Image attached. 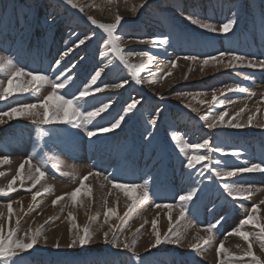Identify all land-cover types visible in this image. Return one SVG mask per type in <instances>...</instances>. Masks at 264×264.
Returning a JSON list of instances; mask_svg holds the SVG:
<instances>
[{"label": "rangeland", "instance_id": "rangeland-1", "mask_svg": "<svg viewBox=\"0 0 264 264\" xmlns=\"http://www.w3.org/2000/svg\"><path fill=\"white\" fill-rule=\"evenodd\" d=\"M74 3L78 5L75 8L65 0H0V55L12 57L18 68L44 73L52 79L75 63V68L68 73L74 78L63 90L70 98L100 67H104L101 80L106 83L128 79L124 88L106 89L87 97L86 103L82 102L83 110L88 111L107 102L108 98H114L106 112L86 125L87 130L109 127L132 97L142 98L141 105H137L119 128L107 133L98 132L91 138L87 137L84 126L53 124L45 126L49 129L48 135L41 139L30 118L8 120L5 117V123L0 124V161L10 160V163L0 162V172L4 173L0 176V188H7L17 175L19 165L29 156L32 163L46 173L31 192L27 189L32 181L25 178L23 188L17 180L13 185L16 191L7 197L0 196V224L4 226L5 236L9 227L18 228L22 236L29 229L43 226L47 242L41 238L30 254L24 253L29 257L26 264H141V261L143 264H220L221 260L224 264H252L251 257L245 256L249 242L225 234L239 225L253 205H259L256 217L264 223V203H260L264 200V173H244L229 178V183L252 187L248 199L233 201L220 187L221 181L214 176L208 179L212 175L211 169L197 177L195 173L201 165L196 169L186 167V158L173 143L172 136L183 135L189 143L211 138L214 146L241 153L239 157H223L219 152H213L211 167L217 170L264 164V126H261L264 125V69L239 66L243 62H237L234 68L219 63L215 67L202 64L205 56L221 51L235 52L254 62L264 59V0H148L135 15L131 8L139 6L140 0H128L127 3L125 0H111V3L109 0H74ZM233 13L238 23L226 35L208 32L186 19L192 16L219 28ZM117 14L123 17L116 30L122 48L125 52L148 51L155 57L140 77L144 81L155 79L156 83L136 84L129 70L111 51L102 55L106 34L88 17L111 24ZM92 33L95 35L85 45L62 57L63 52L73 48L78 37ZM158 36L169 37V44L153 47L148 41ZM193 55L201 60L183 59ZM177 57L180 59L176 60ZM228 59L225 57V62ZM57 60H60V66L53 71ZM172 60H176L174 68L169 64ZM130 61L138 64L146 62V58L133 56ZM161 75L163 79H160ZM26 79L30 78L17 77L9 91L15 93L16 87ZM0 80L8 87L5 74H0ZM237 85L246 91H227ZM214 90L218 100L225 103H209ZM51 91V86H44L36 95L15 93L0 101V111L19 103L43 100ZM192 108L199 109V113L193 112ZM242 108L245 111L232 121L244 125L241 128L224 125L209 129L206 121L201 119L204 115L215 116L227 111V121ZM157 109L160 114L153 126L150 120ZM249 116L253 117L251 124L248 123ZM216 160L227 163L217 165ZM27 172L28 165H25V177ZM85 176L88 180L84 183L91 189V195L82 190L73 203L67 194L79 187ZM112 180L119 183L149 180L151 198L146 204L133 205L130 209L132 200L123 191L113 188L109 183ZM194 180L199 181L203 195L198 192L199 200L194 198L185 219L179 220L177 197L194 186ZM47 186L53 191L43 193L33 201L32 192H43ZM58 196L65 198L53 206L52 201ZM9 202L12 203L10 222ZM167 203L177 205L171 209V224L174 231L184 232V239L179 246L165 243L153 248L152 222L156 221L155 230L160 232L161 238L169 232L170 226L169 209L155 205ZM109 208L115 215L109 216L105 223ZM69 212L79 228L90 225L95 233L93 240L84 247H68L79 230L73 229ZM221 216L225 219L214 230V239L199 250L190 249L189 244L196 242L197 233L206 237L205 227ZM189 222L191 227H188ZM110 226L115 227V232L109 233V240L115 234L126 236L131 242L135 234L138 258L126 249L114 248L104 242L103 233ZM242 230L253 234L250 237L252 252L264 261V244L257 238L259 229L252 224L245 225ZM57 242L60 244L58 249L54 247ZM221 242L229 251L218 254L217 247ZM229 252L234 257H243V261L230 257Z\"/></svg>", "mask_w": 264, "mask_h": 264}, {"label": "snow or ice", "instance_id": "snow-or-ice-1", "mask_svg": "<svg viewBox=\"0 0 264 264\" xmlns=\"http://www.w3.org/2000/svg\"><path fill=\"white\" fill-rule=\"evenodd\" d=\"M65 2L72 7H77L78 5L74 3V0H65ZM127 3L128 0H125ZM148 0H140L139 6L133 5L131 8L132 13L138 11L139 7H143ZM111 3V0H109ZM83 11V8L80 9ZM92 24L97 25L99 29L103 30V33L106 34V39L103 41L102 47L105 49L102 52V55H107L108 51H111L114 54V57L118 59L120 64H122L125 68H127L130 72L131 79L136 84L142 83H156L155 79L144 81L140 77V73L144 71L149 64L153 62L155 57L149 53L148 51H128L125 52L122 48L121 37L116 34V30L118 26L121 24L123 17L120 15L115 16V22L111 24L99 23L92 17H88ZM186 19L192 23L193 25L198 26L201 29H204L211 33L223 34L226 35L233 30V28L237 25L238 20L236 14L233 13L232 17L228 19L226 22H223L219 28H217L214 24L203 22L200 19L193 18L192 16H187ZM73 35H76L73 33ZM95 33L85 35L83 37H78L76 43L73 48H68L61 55L68 56L74 48H78L80 45H85L86 41H89L93 38ZM153 47H163L169 44V37L167 36H158L153 37L150 41H148ZM133 56H139L142 58H146V62H141L138 64L131 63L130 58ZM225 57L229 59L225 62ZM180 57H177L176 60H179ZM185 60L197 61L201 60L198 56H185L183 57ZM176 60L169 61L171 67L176 66ZM237 62L240 63L241 67H250V68H262L264 69V59L259 61L248 60L246 57L241 56L235 52L231 51H221L215 55L205 56L202 59L203 65L211 64L215 67L218 63L223 64L225 67H237ZM111 63V60H109ZM60 60L55 62L53 66V71L56 68H59ZM75 63H73L70 67L65 68L60 72L55 79H52L50 76L44 73H33L31 71H25L23 68H18L15 64V61L10 56L0 55V74H5L7 76V85L8 87H4L3 80H0V101L7 100L9 96L14 95L15 93H33V95L38 94L40 89L44 86H51L52 91L50 94L43 98V100H39L34 103H19L16 106L10 107L8 110L0 111V124L5 123L4 118L7 117L8 120H12L15 118L28 117L31 119L32 124L36 127L37 135L39 138L46 137L48 135L49 129L45 126L53 125V124H76L77 127L84 126L86 129L87 137L91 138L97 135L98 132L107 133L113 129L119 128L121 123L125 121V118L129 116V114L133 113L134 110L137 109V105H141V99H137L135 97L130 98L128 102L124 105L119 113L118 117H116L111 123L109 127H99L93 130H87L86 125L91 123V121L99 116L101 113L106 112L114 102V98H108L107 102L101 103L100 106L84 111L83 103H86V98L89 96H95L96 93H102L106 89H120L124 88L125 85L129 83L128 79H123L120 82H113L111 84L106 83L105 80H101V75L104 72V67H100L94 71L93 74L90 75L89 80L82 86L81 90L73 95L71 98L68 93H64L63 90L68 87L73 80L72 75H68L71 72L72 68H75ZM164 75H167L165 73ZM24 76L30 79L24 80L21 84H19L15 93L10 92L9 88L12 86L14 80L17 77ZM164 76L161 75L160 79H163ZM187 77H185L186 79ZM100 80L98 84L97 81ZM227 91H235V92H244L246 89L241 88L240 86L229 87ZM223 94V92H222ZM181 96L190 95L189 93H178ZM19 98V97H18ZM163 99V97H159ZM231 103V101H227ZM203 103V101H201ZM210 104H223L225 101H219L216 95V91L214 90L212 93V100L209 102ZM193 112L199 113V109L192 108ZM245 109H240L234 116L225 121V117L228 115L227 111H221L215 116L204 115L201 117L202 120L206 121V127L209 129H216L220 126H228L232 128H241L244 125L240 123H233L232 121L239 117ZM160 110L157 109L155 114L150 120L151 125L155 126L157 123V119L159 117ZM253 120L252 116L248 117V123L251 124ZM264 126V125H261ZM151 134H149L150 136ZM148 137H146L147 139ZM173 143L178 148L179 152L184 155L186 158V167L189 169H196L197 165H201L199 169L196 170L195 176L202 177L205 172L211 169L212 175L208 177V179H212V176L217 178V180L221 181L220 187L226 192L227 197H231L233 201L245 200L248 199L252 194L251 185L245 187L242 184L237 183H229L227 182L229 178L237 177L238 175H242L244 173H253V172H261L264 173V164L262 163H252L247 167H238L227 170H217V168L211 167L213 163L212 153L219 152L221 156L227 157H239L241 153L236 150H225L219 146H214L211 142V138H206L200 143H189L183 135L173 134L172 136ZM2 163H10V160L0 161ZM206 162V163H205ZM227 163V161L216 160L215 163L220 165L221 163ZM25 165H28V172L25 177L24 169ZM4 175V173L0 172V176ZM46 173L42 170L40 166L34 165L32 163V157H27L20 165L17 172V175L12 179V181L7 185V188H0V196L7 197L11 192L16 191L13 187L16 184L17 180H20V187H24V179L32 181L31 187L27 189V191L31 192L33 188H36L38 184H40L41 180L45 177ZM89 175H93V173H89ZM95 175H100V173H95ZM190 176L193 174L190 173ZM107 180V177H105ZM88 180V176H85L80 183V186L77 187L70 194H67L73 203L76 202L77 195L81 193L82 190H87L88 194L91 195V189L87 188L84 181ZM112 187L115 189H119L124 192V195L132 200V204L129 205L131 209L133 205L142 206L146 204L150 200L149 193V180H145L143 183H119L115 180L109 181ZM194 186H192L189 190L184 192L183 194L178 195L177 199L179 201V220H184L186 214L189 211V204L193 203V199L196 198L199 200L198 192L200 195H203V190L199 188V181L194 180ZM53 188L51 186H47L43 188V192L35 191L32 192V200L36 201L37 197L41 196L43 193H51ZM64 196H58L55 200L52 201L53 206L58 204L60 201L64 200ZM260 203H264V200H261ZM156 208H167L169 209V232L161 238L160 232L156 231V221L152 222V227L154 230L155 241L151 245V247L155 248L161 244L171 243L177 246L181 245L182 240L184 239L183 231H174L171 224V209L177 207L176 204L167 203V204H156ZM7 208L9 209V222L11 221L12 215V203L9 202L7 204ZM259 205H253L249 214L246 215L239 223V225L232 229L231 232L226 233L225 235H236L241 237L244 241H248V251L245 253V256L251 257L252 264H264V261H261L258 257L254 255L252 252V244L250 242V237L253 235L248 231H243L242 228L245 225L255 224V227L259 229V234L257 238L264 244V223H260L258 218L256 217L257 209ZM115 215L113 209H107L105 213L104 222L108 223L109 216ZM69 218L73 221L72 227L73 229H79L75 232L74 238L68 244L69 248H74L77 245L80 247H84L89 244L95 233L91 230L90 225H85L82 228H79L77 223L75 222V217L72 216V213H68ZM225 217L221 216L214 223L209 224L205 227V231H207L208 235L206 237H200L199 233H197V240L195 243H190L189 248L192 250H199L203 245L209 244L214 239V230L218 229ZM19 223V221H17ZM191 222L188 223V227H191ZM139 231V229L137 230ZM115 232V227L110 226L109 230L103 233L104 242L111 244L114 248H122L126 249L129 252H132L134 257H137L135 253V245L136 239L135 234H133V239L129 242L126 236H118L113 235L111 240L108 239L109 233ZM43 238L45 243L47 242V237L43 235V226L37 227L35 229H29L25 231L23 235H19V229H12L9 227L7 235L4 234V226L0 224V264H26L29 259L28 256H25L24 253H29ZM55 248H60V244L57 242L54 245ZM228 249H225L224 243L221 242L217 247V252L223 253L228 252ZM229 256L243 261V257H234L230 252ZM138 258V257H137ZM141 264L143 262L141 261ZM220 264H224L223 260L220 261Z\"/></svg>", "mask_w": 264, "mask_h": 264}]
</instances>
